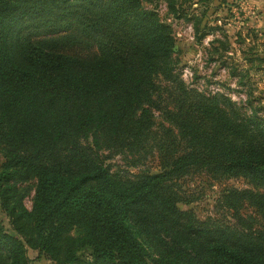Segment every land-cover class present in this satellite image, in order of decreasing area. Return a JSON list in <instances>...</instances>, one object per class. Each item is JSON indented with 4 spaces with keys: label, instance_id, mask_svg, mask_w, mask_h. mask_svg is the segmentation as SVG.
Segmentation results:
<instances>
[{
    "label": "trees",
    "instance_id": "trees-1",
    "mask_svg": "<svg viewBox=\"0 0 264 264\" xmlns=\"http://www.w3.org/2000/svg\"><path fill=\"white\" fill-rule=\"evenodd\" d=\"M179 52L145 0H0V210L13 223L0 219V264H41L19 235L27 220L58 264H264L263 192L224 189L231 221L178 205L193 201L191 167L264 185V104L187 84ZM148 155L160 171L129 169Z\"/></svg>",
    "mask_w": 264,
    "mask_h": 264
},
{
    "label": "rangeland",
    "instance_id": "rangeland-1",
    "mask_svg": "<svg viewBox=\"0 0 264 264\" xmlns=\"http://www.w3.org/2000/svg\"><path fill=\"white\" fill-rule=\"evenodd\" d=\"M147 6L156 5L159 17L173 28L181 59V75L184 81L201 90H219L235 100H244L251 92L264 104V0H175L176 11H171L166 0H145ZM179 15V16H178ZM157 120H162L159 110ZM3 157L0 152V163ZM112 170L126 167L120 155L104 160ZM132 172L160 171L159 159L148 155L143 164L129 167ZM190 203H179L181 208L192 209L197 216H213L229 220V211L217 206V196L227 187L247 188L264 193V185H257L244 177L216 176L202 168L191 167L181 177ZM34 180L23 182L29 188L24 204L31 208ZM255 208L249 202L240 212L255 216ZM0 219L8 232H13L10 216L0 210ZM255 223V221H253ZM27 220L20 238L30 258L41 264H58L50 254L39 252L37 241ZM68 244L76 247V254L88 258V248L81 230L67 233ZM59 264H62L59 262Z\"/></svg>",
    "mask_w": 264,
    "mask_h": 264
}]
</instances>
